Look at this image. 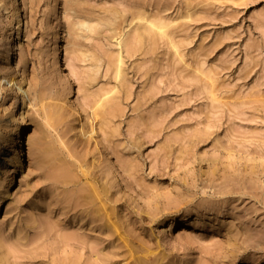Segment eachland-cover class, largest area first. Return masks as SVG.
I'll return each mask as SVG.
<instances>
[{
	"label": "rangeland",
	"instance_id": "obj_1",
	"mask_svg": "<svg viewBox=\"0 0 264 264\" xmlns=\"http://www.w3.org/2000/svg\"><path fill=\"white\" fill-rule=\"evenodd\" d=\"M20 3L6 64L0 0V264H264V0Z\"/></svg>",
	"mask_w": 264,
	"mask_h": 264
},
{
	"label": "bare ground",
	"instance_id": "obj_2",
	"mask_svg": "<svg viewBox=\"0 0 264 264\" xmlns=\"http://www.w3.org/2000/svg\"><path fill=\"white\" fill-rule=\"evenodd\" d=\"M21 0H11V3L15 4V8L16 10L14 11V23L16 24L11 32V36L9 38V42L6 46V51H5V63L8 64L10 62L11 59V54L14 53V50L17 48V39L18 37L22 34L23 29L21 28V24L24 23V18L22 16V6H21ZM138 15V14H137ZM137 18V22L139 21L140 23V27L141 28H145V29H153V31H158L159 33H165L166 30V26L167 23L165 21L162 20H153L148 18L147 16H145L144 14H139L138 16H134ZM134 19V18H133ZM138 24V23H136ZM139 26V25H138ZM119 39H118V43H121L122 37H123V33L119 34ZM57 42V40H56ZM59 51H57V55H55L52 59V62L54 65H61L62 64V49L58 48ZM119 69V67H118ZM117 69V70H118ZM116 70V71H117ZM120 71V69H119ZM118 71V72H119ZM11 81V79H7V82ZM17 88L20 90L22 97H23V105L20 108H17L13 111L10 112V117H9V126H11L13 128V130L15 131V133L20 134L23 125H25L27 123V120L25 119V112H27L28 110L26 109L28 104H31L30 98L27 99L26 98V88H23V86L21 84H17ZM26 98V99H25ZM30 107V106H29ZM28 107V108H29ZM81 127V126H80ZM82 128V127H81ZM91 129V128H89ZM84 130V129H83ZM87 130V129H86ZM93 127L92 130L93 131ZM90 131V132H91ZM82 133L84 134V132L81 129V132H79V134ZM86 134V133H85ZM82 136V135H81ZM16 137L15 136H10L9 137V141L7 144V147H5V151H2V153H5L8 150H11V146L13 145V142L15 141ZM51 146V145H50ZM14 154L13 156H11L9 158V164L12 165V176L8 179L9 180V184L8 186H10L12 184V182L14 181V174L19 172L20 169L23 166V153L21 148H17L14 147ZM59 170V168H58ZM60 173H58L59 175ZM62 175V174H61ZM190 214L189 210L184 211V213L181 215V220L185 219L188 215ZM180 220H173V219H168L167 222H165L162 226V230L164 231V233H168L171 234L172 230L174 228H176V226L178 225ZM143 264V263H142Z\"/></svg>",
	"mask_w": 264,
	"mask_h": 264
}]
</instances>
